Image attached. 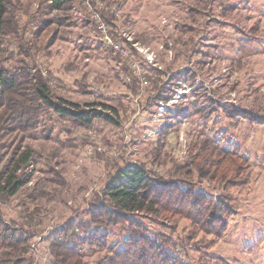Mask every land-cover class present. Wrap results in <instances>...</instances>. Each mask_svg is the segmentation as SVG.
I'll return each mask as SVG.
<instances>
[{
  "label": "rangeland",
  "instance_id": "1",
  "mask_svg": "<svg viewBox=\"0 0 264 264\" xmlns=\"http://www.w3.org/2000/svg\"><path fill=\"white\" fill-rule=\"evenodd\" d=\"M40 1L22 0L27 15L21 14L20 22L26 29L32 19L47 21L37 39L40 49H32L31 57L12 56L16 38L6 36L1 65L12 71L24 60L66 101L104 104L116 112L98 107L115 123L96 120L78 127L45 111L37 123L0 137L1 153L10 154L16 145L32 153L25 171L30 182L5 214L19 220L22 205L30 213L40 211V232L29 255L33 264H52L50 236L69 220L88 219L104 203V189L118 170L133 164L155 178L192 184L233 207L220 239L204 234L189 239L187 220L164 224L145 215L151 233L160 234L184 262L222 264L218 258H223L228 264H264V124L231 120L221 110L203 114L215 102L264 119V0H108L120 6L111 7L118 38L108 24L110 32L143 67L142 78L128 57L100 40L91 8L76 4L47 18L38 14ZM96 1L99 8L107 6ZM31 33L30 28L25 34L29 41ZM23 88L29 92L28 81ZM208 138H219L227 150L240 148L248 163L245 184L201 176L191 155L200 149L194 145ZM127 228H108L107 250L86 249L85 261L104 258L127 237Z\"/></svg>",
  "mask_w": 264,
  "mask_h": 264
},
{
  "label": "trees",
  "instance_id": "2",
  "mask_svg": "<svg viewBox=\"0 0 264 264\" xmlns=\"http://www.w3.org/2000/svg\"><path fill=\"white\" fill-rule=\"evenodd\" d=\"M84 1L41 0L38 14L50 18L53 12L72 9L76 4L84 5ZM101 1L107 6L99 8L97 1H93V7L111 25L114 38L117 39L116 19L111 7L119 9L120 6L118 2ZM26 11L22 0H0V50H3L6 36L16 38L12 56L31 57L32 49H40L37 39L47 21L32 19L25 29V26H20V22L21 14L26 16ZM30 28L32 38L29 41L25 34ZM16 63L18 65L12 71L0 63V137L10 135L18 126L37 123L45 111L68 119L78 127H89L96 120L115 123L114 118L98 110V107L114 112L116 109L104 104L80 106L68 102L55 92L51 80L43 77L38 68H31L24 60ZM33 70L35 72L31 74ZM27 81L30 90L25 93L23 87ZM220 110L231 120H247L251 126L264 124V119H257L247 110L225 107L215 102L203 114L209 116ZM197 147L200 149L197 154L191 155V161L202 177L235 187L248 181V174H245L248 163L239 156V147L227 150L221 147L219 138L205 139L193 148ZM32 158L30 150L21 151L20 145L14 146L10 154L0 152V264L34 263L29 255L31 241L40 232V224L36 220L40 211L30 213L22 205L23 210H20L18 218L20 222L8 220L5 214L6 206L30 182L25 171ZM104 197V203L96 205L88 219L69 220L50 236L48 241L52 264H91L85 261L86 249L107 250V229L120 225L128 227L127 237L119 246L113 245L109 253L96 264H189L171 251L160 234L151 233L143 221L145 215L157 218L164 224L178 219L187 220L189 239H195L200 234L220 239L227 233L229 219L234 214L233 207L222 199H214L189 183L155 178L148 168L138 164L118 170L104 189ZM51 237L54 238L52 241ZM218 259L222 264H228L223 258Z\"/></svg>",
  "mask_w": 264,
  "mask_h": 264
},
{
  "label": "built area",
  "instance_id": "3",
  "mask_svg": "<svg viewBox=\"0 0 264 264\" xmlns=\"http://www.w3.org/2000/svg\"><path fill=\"white\" fill-rule=\"evenodd\" d=\"M96 0H85L84 6H87L92 9V22L96 27V34L100 37V40L106 44L108 47H111L115 52L121 53L130 59L131 68L134 73L142 78L145 74L143 67L140 66L138 61L131 59L129 52L123 49L119 42H116L110 32V26L104 21L101 14L94 11L92 2ZM52 3V2H50ZM145 83V82H144Z\"/></svg>",
  "mask_w": 264,
  "mask_h": 264
}]
</instances>
